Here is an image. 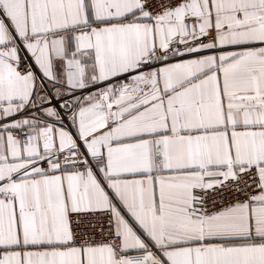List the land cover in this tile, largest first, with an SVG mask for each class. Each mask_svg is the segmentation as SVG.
I'll use <instances>...</instances> for the list:
<instances>
[{
    "label": "snow or ice",
    "instance_id": "snow-or-ice-1",
    "mask_svg": "<svg viewBox=\"0 0 264 264\" xmlns=\"http://www.w3.org/2000/svg\"><path fill=\"white\" fill-rule=\"evenodd\" d=\"M0 264H264V0H0Z\"/></svg>",
    "mask_w": 264,
    "mask_h": 264
}]
</instances>
